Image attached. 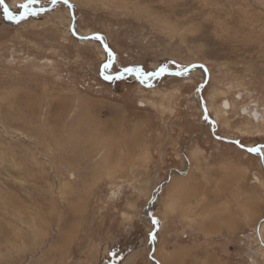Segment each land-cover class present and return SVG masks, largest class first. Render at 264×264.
Masks as SVG:
<instances>
[{
    "label": "rangeland",
    "instance_id": "rangeland-1",
    "mask_svg": "<svg viewBox=\"0 0 264 264\" xmlns=\"http://www.w3.org/2000/svg\"><path fill=\"white\" fill-rule=\"evenodd\" d=\"M33 7L0 6V264H264V0ZM96 33L104 75L189 71L106 80Z\"/></svg>",
    "mask_w": 264,
    "mask_h": 264
},
{
    "label": "snow or ice",
    "instance_id": "snow-or-ice-1",
    "mask_svg": "<svg viewBox=\"0 0 264 264\" xmlns=\"http://www.w3.org/2000/svg\"><path fill=\"white\" fill-rule=\"evenodd\" d=\"M53 3H56V0H52ZM65 3H68V0H64ZM39 3V0H26L25 3H22L18 6V9H23V11L19 12V15L14 14V12L8 7V5L5 3V0H0V6L3 7L4 14L7 16V19L9 20H16L19 22V20L25 19L27 16H35L38 15L43 9L34 8L33 5ZM85 39H89L88 37H85ZM90 39H95L99 41L103 47L104 50L108 53V61L102 65V74H104V71L109 69L115 59V54L112 52V50L109 48L107 43L105 42L103 36H101L99 33H96L94 36L90 37ZM167 66H160L157 70L154 72H146L142 67L140 66H128L124 67L122 70L117 72L115 74V77L111 75H104V78L106 80H111L113 78L115 79H122L125 75H135L138 80L141 81V83H144L146 80L150 79L151 77H159L165 73H168ZM189 71V69L185 68L182 71H177L174 73L175 75H184ZM199 90V89H198ZM205 112H207V109L205 108ZM205 119H207V116H205ZM237 143H239L237 141ZM241 147H244L241 145ZM264 145H259L256 147H250L247 149L250 153H257L260 156L264 157ZM152 223L158 224V220L153 218ZM150 236L153 240L156 238L155 233H150Z\"/></svg>",
    "mask_w": 264,
    "mask_h": 264
},
{
    "label": "water",
    "instance_id": "water-1",
    "mask_svg": "<svg viewBox=\"0 0 264 264\" xmlns=\"http://www.w3.org/2000/svg\"><path fill=\"white\" fill-rule=\"evenodd\" d=\"M72 24H73V22H72ZM73 28H71V30H72ZM75 31V30H74ZM73 30H72V32L74 33V34H76L75 32H74ZM101 71H102V68H101ZM179 71H182V70H179ZM154 72V71H153ZM177 71H168V73H166V74H173V75H175L174 73H176ZM102 76H103V78H104V74H102ZM111 76H115V74L114 75H111ZM207 79V76L205 77V80ZM203 85H204V82L203 83H201L199 86H198V88H197V93H198V95H199V99H200V103H201V107H202V109H203V112L206 114V116L208 117V114H207V112H205V104H204V100H203V97H202V95H201V89H202V87H203ZM199 89V90H198ZM213 121V120H212ZM211 131H212V133H213V135H214V132H213V128H211ZM214 137L216 138V139H219V140H226L227 141V139H224L223 137H221V136H216V135H214ZM192 140V139H191ZM233 142L235 143V144H238V145H240L239 143H237V140H235V139H233ZM245 149H248V148H245ZM153 233H155V232H153ZM154 242H155V240H153L152 238H151V245L153 246L154 245Z\"/></svg>",
    "mask_w": 264,
    "mask_h": 264
},
{
    "label": "bare ground",
    "instance_id": "bare-ground-1",
    "mask_svg": "<svg viewBox=\"0 0 264 264\" xmlns=\"http://www.w3.org/2000/svg\"><path fill=\"white\" fill-rule=\"evenodd\" d=\"M205 70V69H204ZM223 104H224V106L226 107H229V104H228V101H224L223 102ZM245 109V108H244ZM258 114V116H259V112H257V110H255V113H254V115H257Z\"/></svg>",
    "mask_w": 264,
    "mask_h": 264
},
{
    "label": "flooded vegetation",
    "instance_id": "flooded-vegetation-1",
    "mask_svg": "<svg viewBox=\"0 0 264 264\" xmlns=\"http://www.w3.org/2000/svg\"><path fill=\"white\" fill-rule=\"evenodd\" d=\"M239 144H240V143H239ZM241 145H243V144H241ZM241 145H240V146H241ZM243 146H244L243 148H250V147H247V146H245V145H243ZM246 150H247V149H246Z\"/></svg>",
    "mask_w": 264,
    "mask_h": 264
}]
</instances>
